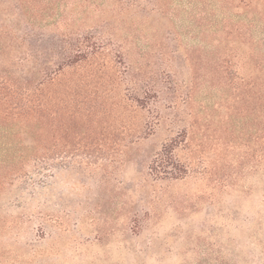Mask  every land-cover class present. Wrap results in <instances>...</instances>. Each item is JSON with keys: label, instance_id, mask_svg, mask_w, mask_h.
Segmentation results:
<instances>
[{"label": "rangeland", "instance_id": "1", "mask_svg": "<svg viewBox=\"0 0 264 264\" xmlns=\"http://www.w3.org/2000/svg\"><path fill=\"white\" fill-rule=\"evenodd\" d=\"M56 1L53 18L101 38L96 89L111 98L77 133L104 142L75 153L61 124L43 185L1 196L0 264H264L253 109L225 79L243 53L239 0ZM147 83L152 113L128 101ZM172 139L177 181L151 169Z\"/></svg>", "mask_w": 264, "mask_h": 264}, {"label": "trees", "instance_id": "2", "mask_svg": "<svg viewBox=\"0 0 264 264\" xmlns=\"http://www.w3.org/2000/svg\"><path fill=\"white\" fill-rule=\"evenodd\" d=\"M217 1L228 7L234 4V0ZM56 3L16 0L9 13L0 9V17L7 13L5 18L13 19L6 24L0 21V199L17 184L43 185L51 166V148L54 156L61 154V124L70 133L66 144L75 153H86L88 146L104 142L85 140L77 133L86 125L88 128L89 119L98 113V100L107 103L111 98L99 95L96 89V81L109 73L108 63L99 62L101 38L76 32L70 21L58 22L65 15L54 19L49 12ZM236 7L243 19L238 36L243 53L237 71L225 79L237 81L243 102L253 109L256 170L264 174V0H239ZM130 69L135 70L133 63ZM151 89L150 83L133 89L128 99L131 108L141 104L147 113L154 112V104L146 100ZM179 144L172 139L152 162L151 169L160 179L177 181L187 173L185 165L175 159Z\"/></svg>", "mask_w": 264, "mask_h": 264}]
</instances>
